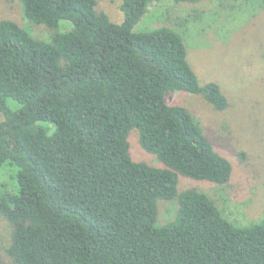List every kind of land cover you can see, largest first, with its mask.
Segmentation results:
<instances>
[{"label":"trees","instance_id":"1","mask_svg":"<svg viewBox=\"0 0 264 264\" xmlns=\"http://www.w3.org/2000/svg\"><path fill=\"white\" fill-rule=\"evenodd\" d=\"M6 1L33 24L70 26L39 41L0 20V169L16 167L19 185L0 195V216L13 263L264 264V216L236 226L205 193L179 190V176L225 186L233 165L168 96H201L219 111L228 99L201 85L173 29L135 32L161 0H122L121 24L96 0ZM134 130L162 168L134 160ZM160 200L178 203L163 226Z\"/></svg>","mask_w":264,"mask_h":264},{"label":"rangeland","instance_id":"2","mask_svg":"<svg viewBox=\"0 0 264 264\" xmlns=\"http://www.w3.org/2000/svg\"><path fill=\"white\" fill-rule=\"evenodd\" d=\"M97 11L121 24L125 17L122 0H96ZM0 20L16 22L39 41H49L59 30L29 22L18 2L0 0ZM71 24V23H70ZM169 27L184 40L188 60L201 85L215 82L228 99L219 111L203 97L179 92L168 96L170 105L188 109L214 148L233 165V178L225 186L178 177L180 191L196 189L210 197L223 216L236 226L258 223L264 216V0H204L175 3L161 0L150 6L135 32ZM0 115V122L2 121ZM51 134L54 127L46 126ZM135 161L162 168L163 163L143 150L137 130L130 134ZM18 169H0V195L18 194ZM158 226L174 221L177 201L158 202ZM12 227L0 216V256L14 264L8 254Z\"/></svg>","mask_w":264,"mask_h":264}]
</instances>
